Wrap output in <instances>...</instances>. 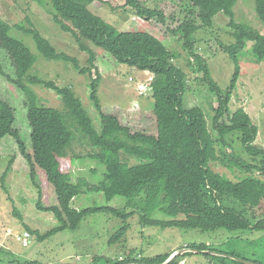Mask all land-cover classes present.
I'll use <instances>...</instances> for the list:
<instances>
[{
	"label": "trees",
	"instance_id": "trees-1",
	"mask_svg": "<svg viewBox=\"0 0 264 264\" xmlns=\"http://www.w3.org/2000/svg\"><path fill=\"white\" fill-rule=\"evenodd\" d=\"M100 1L48 0L55 23L63 32L71 34L80 51L88 54L87 66H82L75 57L57 52L37 30L24 23L12 26L0 17V50L8 56L14 69L13 75H7L0 65V73L26 95L33 152L25 153L20 133L13 126L14 108L3 99H0V139L10 136L16 140L29 166L31 183L38 191L37 208L52 214L57 221L55 227L43 234L27 226L26 231L44 241L59 232L76 230L85 217L101 213L122 221V226L110 239V243L115 244L126 236L130 229L128 220L134 216L139 218L142 227L178 229L183 233L198 231L206 234L219 230L264 233V148L256 145L258 127L246 110L239 108L231 114L229 108L240 78L238 54L252 42L254 54L264 62V35L236 19L234 10L238 0H169L185 13L182 23L171 32L178 35L189 49L195 80L202 82L201 85L206 84L212 90L216 87L209 66L195 50L191 36L198 30L212 28L215 16L222 13L230 19L228 26L236 39L229 52L236 69L230 85L224 91L218 90L217 105L213 107L209 124L212 140H208L203 134L206 122L201 112L185 103L189 80L174 63L175 53L149 33L120 32L111 36L103 24H91L86 18L87 6ZM253 1L256 15L264 24V0ZM143 3L142 0H127L126 4L136 10L140 18L165 25L163 11L146 8ZM13 27L31 35L39 52L48 59L69 62L80 75L90 76V100L100 116V131L70 89L37 76L25 80L36 58L23 42L10 35ZM92 47L104 50L121 64L153 75L150 92L153 99L151 111L157 127L154 134L131 129L117 116L102 110L98 98L101 74ZM29 85L53 90L62 97L64 109L39 106ZM71 126L80 133V139L86 140L93 148L84 158L96 160L105 168L104 179L99 183H90L86 178L73 183L70 174L61 169V159L74 139ZM234 132L239 133L242 152L251 159L247 162L236 156V166L246 167L248 173L239 181H232L211 167L215 163H227L228 159L218 154L216 144ZM39 173L44 174L48 192L54 199L48 205L43 201ZM83 193H101L108 202L119 199L125 201V205L76 209L73 200ZM187 249L203 253L209 257L210 264H244L236 258L263 264L257 259L250 260L222 249L205 248L203 244L193 243ZM175 253L177 251L146 258L137 250H131L123 259L94 257L93 264H164ZM187 254L191 252L179 254L169 264H179Z\"/></svg>",
	"mask_w": 264,
	"mask_h": 264
},
{
	"label": "rangeland",
	"instance_id": "rangeland-1",
	"mask_svg": "<svg viewBox=\"0 0 264 264\" xmlns=\"http://www.w3.org/2000/svg\"><path fill=\"white\" fill-rule=\"evenodd\" d=\"M142 1L146 8L163 11L166 16L165 25L155 20L140 18L136 10L127 6V0H101L89 4L86 18L93 25L103 24L111 36L120 32L149 33L173 51L174 63L185 72L189 80L185 103L201 112L206 122L203 134L208 140H212L209 124L214 113L213 107L217 105L218 90L224 91L230 85L236 69V64L229 55L236 44L233 31L228 26L230 19L220 13L215 16L212 28L198 30L191 36L195 50L205 58L209 66L217 87L214 86L212 90L208 85H201L202 82L195 80L194 62L189 49L180 41L178 35L171 32V29H176L182 23L185 13L169 0ZM52 11L48 0H0V17L3 20L12 26L24 23L37 30L57 52L75 57L82 66H87L88 54L80 51L71 34L63 32L55 23ZM234 11L238 21L249 24L264 35V24L256 15L253 0H238ZM10 35L23 42L36 58L25 80L30 76H37L42 80L54 82L58 87L70 89L80 99L100 131V116L90 100V76L80 75L69 62L45 57L39 52L31 35L14 27ZM252 46V42L247 43L246 48L238 54L240 78L229 108L231 114L239 108L246 110L253 124L258 127L256 145L264 148V62L257 58ZM92 48L97 54L96 65L101 74L98 98L102 110L117 116L122 124L131 129L154 134L157 127L151 111L153 99L150 92L153 75L119 63L102 49ZM0 65L7 75H13L14 69L2 50ZM28 87L36 96L39 106L64 109L62 97L53 90L40 85ZM142 91L144 93H141ZM0 99L7 101L14 108L13 126L20 133L25 153L32 154V129L27 118L26 95L10 84L1 73ZM70 130L74 139L61 159L62 171L70 174L73 183L79 178H86L90 183H99L104 179V166L96 160L84 158L93 148L86 140L80 139V133L75 128L71 126ZM238 136V132L228 134L224 141L216 144L218 154L226 157L228 161L226 164L219 162L211 165L215 172L232 181H239L248 176L246 167L236 166V156L247 162L251 161L242 152L243 147ZM5 173L7 174L4 175ZM3 175L4 182L1 181ZM39 178L43 188V201L48 205L54 199L51 192H48L44 174L39 173ZM37 202L38 191L31 183L29 166L19 145L10 136L0 139V264H93L94 257H102L104 260L123 259L131 250H137L138 254L146 258L172 251H177L180 255L183 254L181 252H191L179 264H210L209 257L203 253L186 250L187 246L193 243L203 244L205 248L222 249L250 260L257 259L264 264V233H229L225 230L206 234L198 231L183 233L178 229L142 227L139 218L134 216L128 220L130 229L126 236L120 243L115 244L110 243V239L122 226V221L101 213L85 217L76 230L59 232L44 241L32 235V240L25 247L21 238L26 226L43 234L57 225L52 214L39 211ZM94 205L123 207L125 201L113 199L108 202L101 193H83L73 200V206L79 210ZM158 217L162 218L161 215Z\"/></svg>",
	"mask_w": 264,
	"mask_h": 264
},
{
	"label": "built area",
	"instance_id": "built-area-1",
	"mask_svg": "<svg viewBox=\"0 0 264 264\" xmlns=\"http://www.w3.org/2000/svg\"><path fill=\"white\" fill-rule=\"evenodd\" d=\"M31 239H32V235L28 231H25L22 235L21 241L22 243H24L23 245L26 247L30 243Z\"/></svg>",
	"mask_w": 264,
	"mask_h": 264
},
{
	"label": "water",
	"instance_id": "water-1",
	"mask_svg": "<svg viewBox=\"0 0 264 264\" xmlns=\"http://www.w3.org/2000/svg\"><path fill=\"white\" fill-rule=\"evenodd\" d=\"M186 251V250H185ZM181 253H184V252H181ZM196 253H198V251H196ZM180 253H175L173 254L169 259L168 261H166L164 264H169L171 263ZM237 260H239L240 262H243L244 264H253L249 261H245V260H242V259H239V258H236Z\"/></svg>",
	"mask_w": 264,
	"mask_h": 264
},
{
	"label": "clouds",
	"instance_id": "clouds-1",
	"mask_svg": "<svg viewBox=\"0 0 264 264\" xmlns=\"http://www.w3.org/2000/svg\"><path fill=\"white\" fill-rule=\"evenodd\" d=\"M142 93H144L143 91H142ZM30 233V232H29ZM31 234V233H30ZM32 235V234H31ZM32 240V239H31ZM186 250H188V249H186ZM191 251V250H190Z\"/></svg>",
	"mask_w": 264,
	"mask_h": 264
}]
</instances>
